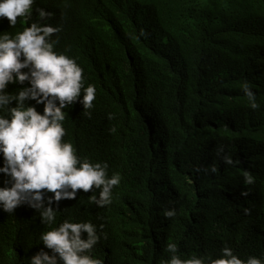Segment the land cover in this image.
I'll list each match as a JSON object with an SVG mask.
<instances>
[{
    "label": "trees",
    "instance_id": "trees-1",
    "mask_svg": "<svg viewBox=\"0 0 264 264\" xmlns=\"http://www.w3.org/2000/svg\"><path fill=\"white\" fill-rule=\"evenodd\" d=\"M37 8L61 28L54 50L96 87L92 109L65 110L63 139L121 176L110 205L91 201L95 186L62 198L53 227L91 221L101 235L92 255L105 264H165L168 243L185 260L226 246L264 259V0H36L30 20L0 19V35L30 26ZM48 228L27 205L0 210V264L36 254Z\"/></svg>",
    "mask_w": 264,
    "mask_h": 264
},
{
    "label": "clouds",
    "instance_id": "clouds-1",
    "mask_svg": "<svg viewBox=\"0 0 264 264\" xmlns=\"http://www.w3.org/2000/svg\"><path fill=\"white\" fill-rule=\"evenodd\" d=\"M35 3L36 0H0V19L6 18L10 27H15L18 17L31 19ZM35 11L39 19L23 31L0 35V175L4 178L0 210L14 214L17 207L27 205L37 210L41 222L49 226L39 236L44 247L30 257L24 255L22 264H105L92 255L101 235L91 221L65 219L53 227L62 198L76 199L78 190L87 193L95 186L100 189L99 197L92 194L91 201L110 205L112 190L120 184L121 176L114 173L109 177L107 162L92 163L81 158L74 145L63 139L67 134L65 110L76 102L84 110L92 109L96 87H85L84 70L75 58L54 50L58 41L52 37L61 28L41 23L52 13L42 8ZM10 84L20 85L19 90L8 91ZM242 88L250 106L258 109L256 94L246 81ZM40 104L44 106L42 113L37 109ZM86 115L90 117L91 112L86 111ZM225 159L233 163L230 157ZM244 176L246 184L254 183L250 173ZM45 192L52 193L47 197V206ZM53 202H57L56 208ZM175 214V209L165 211L167 217ZM166 251L172 255L165 264H264V259L257 256L241 259L227 246L216 259L211 255L181 259L176 254V243H168Z\"/></svg>",
    "mask_w": 264,
    "mask_h": 264
}]
</instances>
